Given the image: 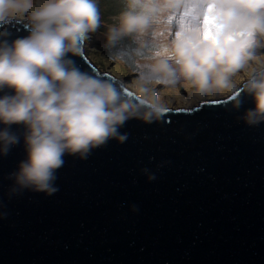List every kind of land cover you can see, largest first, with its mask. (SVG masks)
Masks as SVG:
<instances>
[{
  "label": "water",
  "instance_id": "95a60500",
  "mask_svg": "<svg viewBox=\"0 0 264 264\" xmlns=\"http://www.w3.org/2000/svg\"><path fill=\"white\" fill-rule=\"evenodd\" d=\"M0 32L9 44L29 34L17 22ZM72 59L82 71L121 81L95 66L85 40ZM231 102L227 95L163 106L169 111L158 123H126L125 144L111 141L86 161L66 157L51 198L27 192L7 200L5 177L25 158L21 140L0 158L9 212L0 220V264H264V125L238 120L251 98L239 113ZM144 167L156 181H147Z\"/></svg>",
  "mask_w": 264,
  "mask_h": 264
},
{
  "label": "clouds",
  "instance_id": "9594fccd",
  "mask_svg": "<svg viewBox=\"0 0 264 264\" xmlns=\"http://www.w3.org/2000/svg\"><path fill=\"white\" fill-rule=\"evenodd\" d=\"M112 20L105 47L127 41L125 54L142 61L131 95L122 81L82 71L72 59L101 27L99 0H0V29L17 22L29 32L11 44L0 32V158L21 140L25 152L5 177L8 201L27 192L55 196L66 157L86 161L111 141L125 144L130 121L158 123L165 108L154 85L184 83L201 97L227 93L236 113L251 98L238 120L264 125V63L253 64L264 49V0H124ZM249 67L237 90L232 78ZM141 172L157 180L151 168ZM6 209L0 198V220Z\"/></svg>",
  "mask_w": 264,
  "mask_h": 264
},
{
  "label": "rangeland",
  "instance_id": "374dc122",
  "mask_svg": "<svg viewBox=\"0 0 264 264\" xmlns=\"http://www.w3.org/2000/svg\"><path fill=\"white\" fill-rule=\"evenodd\" d=\"M123 5L124 0H99L100 17L101 22L104 25L101 26L97 32L89 34V37L85 39V54L100 71L108 72L119 77L124 84L128 85L129 88H133L134 90L135 82L138 81L140 77V69L137 67V65L142 61H140L136 56H130V54L127 61H122L119 54L115 55L116 58H114V61H111L108 54L118 53L121 51V48L118 47V45L114 48L105 47L106 36L104 33L107 31L106 25L113 23L112 18L117 16L119 12L123 10ZM157 39H162V37L157 36ZM103 48L107 50L106 53L101 52ZM257 54L260 56L258 61L253 62V64L264 63V49L259 50ZM250 70V67L242 69L239 73H237L236 76L232 78L233 84L236 88L241 85L242 79L247 78V73ZM154 88L159 96L160 103L165 107H194L204 99L225 97L229 95L225 93L205 95L202 97L197 96L194 95L193 89L184 83H178L174 86L164 84L160 86L158 84L154 85Z\"/></svg>",
  "mask_w": 264,
  "mask_h": 264
},
{
  "label": "trees",
  "instance_id": "16d2710c",
  "mask_svg": "<svg viewBox=\"0 0 264 264\" xmlns=\"http://www.w3.org/2000/svg\"><path fill=\"white\" fill-rule=\"evenodd\" d=\"M104 24L103 23H101V26H103ZM103 32V31H102ZM104 33V32H103ZM126 45H127V41H124V42H121L120 44H118V47H120L121 48V53L120 52H118V53H114V54H108V56L110 57V60L111 61H114V58H116L115 57V55H117V54H119V56L121 57V60L122 61H127L128 59H129V54H130V56H135L134 55V53H131V52H129V53H127V54H125V52H126ZM111 50V49H110ZM101 52L102 53H106L107 52V50L105 49V48H103L102 50H101ZM110 52V51H109ZM160 86H162V84H159ZM133 89V88H132Z\"/></svg>",
  "mask_w": 264,
  "mask_h": 264
},
{
  "label": "snow or ice",
  "instance_id": "6c2138e0",
  "mask_svg": "<svg viewBox=\"0 0 264 264\" xmlns=\"http://www.w3.org/2000/svg\"><path fill=\"white\" fill-rule=\"evenodd\" d=\"M89 73L94 75V73H92L90 70H89ZM107 79H108V80H110V81H113V80H115L113 77H110V76H109V77H107ZM128 94H129V95H131L130 93H128ZM168 111H169L168 109H164V111H163V112H168Z\"/></svg>",
  "mask_w": 264,
  "mask_h": 264
},
{
  "label": "bare ground",
  "instance_id": "6f19581e",
  "mask_svg": "<svg viewBox=\"0 0 264 264\" xmlns=\"http://www.w3.org/2000/svg\"><path fill=\"white\" fill-rule=\"evenodd\" d=\"M218 98H221V97H218Z\"/></svg>",
  "mask_w": 264,
  "mask_h": 264
}]
</instances>
